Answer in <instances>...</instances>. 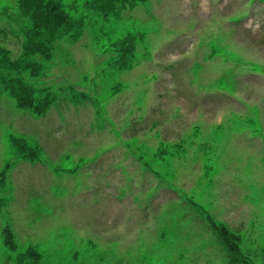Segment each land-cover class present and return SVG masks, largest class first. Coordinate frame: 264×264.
Returning <instances> with one entry per match:
<instances>
[{
    "label": "rangeland",
    "instance_id": "374dc122",
    "mask_svg": "<svg viewBox=\"0 0 264 264\" xmlns=\"http://www.w3.org/2000/svg\"><path fill=\"white\" fill-rule=\"evenodd\" d=\"M64 2L87 15V31L77 43L63 39L45 64L47 77L34 80L61 88L60 105L36 117L0 91V166L16 157L13 136L43 144L42 162L10 166L0 264H228L223 246L179 201L190 192L241 233L252 264H264V199L252 196L264 171L242 179V160L224 165L248 154L264 168L252 156L264 145L250 149L245 141L263 136L260 119L248 115L259 106L264 123L256 96L264 89L255 87L264 84V5L146 0L105 17L85 0ZM16 3L0 0V13ZM0 17V44L19 56V25ZM130 33H143L136 64L120 72L109 47ZM77 91L91 100L78 103ZM7 225L16 250L1 233ZM31 246L39 257L28 253ZM183 247L194 254L186 259Z\"/></svg>",
    "mask_w": 264,
    "mask_h": 264
},
{
    "label": "trees",
    "instance_id": "16d2710c",
    "mask_svg": "<svg viewBox=\"0 0 264 264\" xmlns=\"http://www.w3.org/2000/svg\"><path fill=\"white\" fill-rule=\"evenodd\" d=\"M143 1L146 0H87V3L90 8L108 17L118 8L126 5L135 6ZM260 1L264 2V0ZM18 4L20 13L30 21L26 29L25 51L21 58L13 59L10 50L0 46V86L16 99L19 108L29 109L36 115L42 116L55 102L56 95L47 88H34L20 76V73L30 71L33 76L37 75L41 65L32 58L36 55L46 59L51 58L55 42L70 33L72 39L77 40L85 24L68 13L60 0H19ZM138 38L135 35H127L113 43L112 50L116 54L115 64L120 71L132 69L136 64ZM14 142L22 157L33 161L40 158L39 146L31 147L22 139H14ZM6 172L0 173V187L5 185ZM206 218L227 249L232 253H238L239 237L207 213ZM5 234L11 248H16L13 233L9 228L5 230ZM28 253L40 256L33 248Z\"/></svg>",
    "mask_w": 264,
    "mask_h": 264
}]
</instances>
